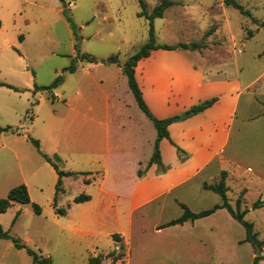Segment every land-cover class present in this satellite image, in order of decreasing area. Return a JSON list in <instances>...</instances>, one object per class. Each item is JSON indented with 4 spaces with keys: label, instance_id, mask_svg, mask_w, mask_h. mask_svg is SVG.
<instances>
[{
    "label": "rangeland",
    "instance_id": "obj_1",
    "mask_svg": "<svg viewBox=\"0 0 264 264\" xmlns=\"http://www.w3.org/2000/svg\"><path fill=\"white\" fill-rule=\"evenodd\" d=\"M235 1L250 16L223 0H175L162 18L153 20V27L157 43L183 42L186 47L180 51L206 72L213 67L223 73L233 63V76L242 83L253 81L252 101H248L251 118L238 119L233 127L235 165L233 178L225 182L231 206L242 198L240 208L248 210L244 219L264 242V0ZM144 2L150 12L159 0ZM139 11L137 0H0V82L17 90L0 86V128L9 127L0 132V198L20 184L30 198L28 204L15 202L0 213V226L26 247L49 257L52 264H86L90 256H106L120 247L125 257L115 264H251L254 256L260 257L258 264H264V244L255 250L241 243L244 229L224 209L192 223L158 228L180 217L181 205L197 213L220 203L219 195L202 189L199 180L177 192L178 198L142 208L131 219L127 208L119 207L124 213L120 221L110 216L88 221L87 215H102L104 210L99 207L96 184L101 172L83 174L97 165L93 158L101 150L97 142L90 145V134L60 122L49 127L63 156L59 168L77 174L61 179L56 207L66 209L67 215L53 211L56 176L40 152L51 149L48 115L62 117L65 110L61 102L52 101V95L58 96L59 90L70 93L73 81L66 69L77 55L98 60L117 56L122 64L135 53L148 39L149 22L138 17ZM54 82L50 90L40 89ZM89 83L96 101L119 84L134 115L149 122L116 66L101 63L93 69ZM101 134L93 127V138ZM29 138L39 142L40 152ZM108 174L114 177L112 170ZM219 178L220 174L206 183H217ZM80 194L92 200L73 203ZM257 200L262 206L251 209ZM32 204L40 207V214ZM177 233L187 238L179 240ZM113 234L119 235V242L112 241ZM0 264L32 263L23 250L0 239ZM101 264H111L110 258Z\"/></svg>",
    "mask_w": 264,
    "mask_h": 264
},
{
    "label": "crops",
    "instance_id": "obj_2",
    "mask_svg": "<svg viewBox=\"0 0 264 264\" xmlns=\"http://www.w3.org/2000/svg\"><path fill=\"white\" fill-rule=\"evenodd\" d=\"M178 43L183 42L170 45ZM199 57L203 61L204 58ZM75 59V70L69 73L73 81L70 93L59 90L58 96L52 95L53 102L63 104L65 113L62 117L54 114L47 117L49 124L45 128L52 144L45 154H56L63 159L57 148L58 139L53 135V129H49L57 122L70 126L75 132L90 134V145L97 142L101 150L93 158L97 165L83 173L101 172L96 184L100 194L99 207L104 210L102 215L99 212L87 215L88 221H97L101 216L120 221L121 213H124L118 210L119 207L127 208V217L131 219L142 208L178 198L177 192L188 189L192 181L199 180V185H202L206 180L219 176L221 171L227 173V179L233 178V127L238 119L244 122L251 118L248 101H252L249 90L253 86V81L242 83L236 75L233 76V63L225 66L223 73H217L213 67L206 72L203 65L182 51L162 49L152 51L137 63L135 79L145 103L157 119L180 117L190 106L205 99L217 98L200 114L180 118L167 127L171 141L184 150L188 158L180 161L174 146L162 139L159 150L167 170L158 174L152 164L145 169L143 176L138 177L137 171L145 168L152 154L156 137L152 123L147 118L149 122L134 115L132 105L119 92V84L103 92L96 101L89 79L93 69L101 63L79 61L77 56ZM109 65L116 66L121 72L118 65ZM241 100L244 101L242 105ZM93 127L101 130L102 134L97 139L91 135ZM111 170L112 178L108 174ZM175 237L179 240L187 238L183 233H177Z\"/></svg>",
    "mask_w": 264,
    "mask_h": 264
},
{
    "label": "trees",
    "instance_id": "obj_3",
    "mask_svg": "<svg viewBox=\"0 0 264 264\" xmlns=\"http://www.w3.org/2000/svg\"><path fill=\"white\" fill-rule=\"evenodd\" d=\"M137 2L140 8V11L137 15L138 17H144L148 20L149 28H148L147 41L135 53L130 55L122 64H119L117 56H111L105 60H98L95 57L90 56L88 54H81V55H77V59L79 61H83L86 63H103V64L120 65L121 73L126 78L127 87L131 95L133 96V99L138 109L152 123L155 129V132H156V137L154 139L152 154H151L149 161L147 162L143 170L139 169L137 171V176L141 177L143 176L145 169H147L152 164L156 166L157 168L156 172L158 174H163L167 170V168L162 163L160 150H159V142L162 139H166L171 145L174 146L177 157L180 161H185L188 158V154L171 141L169 137V133L167 131L168 125L179 121L180 117L172 116V117H167L164 119H157L152 114V112L150 111V109L148 108L147 104L145 103L143 99L142 92L135 79V67L140 60L147 58L151 54V52L154 50H157V49L180 50V49H184L186 47V44L178 43L175 45H169V44H160L156 42L154 27H153V20L156 18H162L164 12L168 8L176 4L175 0H159V2L152 8L150 12H147L146 4L144 0H137ZM223 2L226 6H230L232 8L237 9L241 14L250 16L249 12L244 10L242 6L235 0H223ZM0 27H1V23H0ZM75 64H76V61L72 60L70 66L66 69V71H68L69 73H73L75 70ZM55 83L56 82H54L52 85L48 87H42L40 89L50 90V88L53 87ZM0 86H4L6 88L17 91L16 88L8 84L2 83V82H0ZM216 101H217V98H209V99L200 101L190 106L184 112V114L187 117L200 114L205 109L212 106ZM8 130H9V127L0 128V132L8 131ZM29 140L32 143V145L39 151V142L32 138H29ZM40 154H41L42 159L52 167V169L54 170L56 174V183H55V188H54V196L52 200L53 207L55 209L54 212L56 215L64 216L66 214V209L56 207V201H57L58 194L62 190L61 179L67 176H74L77 173L61 170L59 168V164L62 162V160L58 155L54 154L52 156H48L47 154L42 153V152H40ZM83 174H86V173H83ZM226 176H227V173L225 171H221L220 178L217 183L208 184L204 182L202 184L203 189L212 191L219 195L221 199L219 204L213 206L210 209L203 210L197 213H193L186 206L181 205V208L183 209L181 216L178 217L177 219H174V220H171L165 223L164 225L159 226L158 228H166L169 226L183 225L186 222L192 223L195 220H198V219H201V218H204V217H207L213 214L218 209H224L226 210V212L230 215L232 219H234L236 222H238L243 227L244 232H245V238L241 243H248L255 250H260L264 242H261L257 239V233L254 232L252 223L244 219V216L248 212V210L247 209L241 210L240 207L242 203V198L240 197L237 198L234 207H232L229 202V199L227 196V192L229 188L227 187L226 182H225ZM84 182L88 184L89 180H84ZM89 200H90V196L86 194H80L74 197L72 201L73 203L78 204V203H83ZM15 202L20 203V204H28L30 202L29 194L24 184H20L16 187L11 188L4 198H0V213L6 212L7 209L11 207L13 203ZM261 206H262V201L257 200L251 205V209H256ZM32 208L36 214L41 213V209L38 205L32 204ZM111 238H112V241L114 242L120 241V237L118 234H113ZM0 239L9 240L12 242L13 246L16 249L23 250L30 257L32 264H52L49 257H43L37 252L33 251L32 249L26 247L20 242L19 239L14 238L10 236L7 232L3 231L1 226H0ZM124 257H125V254L122 251V248L120 247L118 251L113 250L109 252L106 256H103L100 253L94 254L88 258L86 264H101L105 258H110L111 264H115L117 261H122ZM259 260H260L259 256H254L251 264H258Z\"/></svg>",
    "mask_w": 264,
    "mask_h": 264
},
{
    "label": "water",
    "instance_id": "obj_4",
    "mask_svg": "<svg viewBox=\"0 0 264 264\" xmlns=\"http://www.w3.org/2000/svg\"><path fill=\"white\" fill-rule=\"evenodd\" d=\"M180 118L181 119H185L186 118V115L185 114H182L181 116H180ZM257 254V253H256Z\"/></svg>",
    "mask_w": 264,
    "mask_h": 264
}]
</instances>
